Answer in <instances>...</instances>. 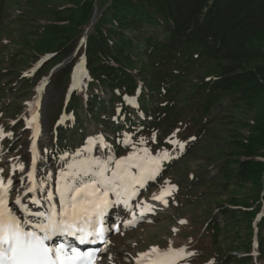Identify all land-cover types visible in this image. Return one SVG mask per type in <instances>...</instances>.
I'll list each match as a JSON object with an SVG mask.
<instances>
[{"label":"trees","instance_id":"obj_1","mask_svg":"<svg viewBox=\"0 0 264 264\" xmlns=\"http://www.w3.org/2000/svg\"><path fill=\"white\" fill-rule=\"evenodd\" d=\"M42 1L54 17L38 19L35 30L17 40L5 34L0 41L14 43L0 57L9 63L0 73V92L9 72L18 83L35 86L33 96L72 56L51 79L62 92L51 114L55 149L69 152L76 141L84 143L86 115L108 133L107 145L117 154L128 155L137 145L142 155L144 149L151 156L167 153L153 187L170 188L172 208L207 186H221L228 196L217 201L222 220L215 208L203 206L191 223L196 237L184 236L186 243L207 244L204 250L218 256L223 239L232 242L225 235L238 217L246 229L239 246L244 257L225 254L218 261L249 264L256 242L264 264V110H253L264 94V0ZM5 2L0 32L8 22ZM24 48L36 59L22 66ZM237 110L254 112L250 120L232 119L228 114ZM187 251L184 264H216L209 254L186 257Z\"/></svg>","mask_w":264,"mask_h":264},{"label":"rangeland","instance_id":"obj_2","mask_svg":"<svg viewBox=\"0 0 264 264\" xmlns=\"http://www.w3.org/2000/svg\"><path fill=\"white\" fill-rule=\"evenodd\" d=\"M49 2H51L53 6L65 4L61 0H49ZM94 6V12H96L95 17H97V9L99 6L98 1L95 2ZM46 7L47 6H45L44 1L42 0H39V2H36V0H33V2L25 0H6L4 9L8 22L4 24L2 31L0 32V41L5 34L12 36V40L13 38L17 40L25 33L33 32L36 28V21H38V19L43 22L44 20L42 17L52 16V13H50ZM95 21L91 22L89 28L94 24ZM89 28L85 30L84 37L87 36ZM82 41L80 43H82ZM13 48L14 43L11 41V38L7 43L0 44V57L5 55L4 53H6V51L9 49L12 50ZM21 56L24 60V63L21 64L22 66H24L26 63H31V61L36 59V56L34 54H30L26 48L23 49ZM71 58L72 56L68 57L56 67H54L51 70L50 75L47 76L46 82L36 88V92L33 96L32 93L35 90V86L29 88V84H27L26 81L18 83L17 80H15V73L11 74L6 72V76H3L4 78L2 77L3 81L7 83L3 86L4 90L0 92V99L2 102L0 110V128H3L5 133H11V136L5 135L3 138H0V168L3 169L2 175L7 178L9 177L10 173H12L13 165L18 163L25 164V171L23 173L17 171L15 175L12 176L14 187L18 189L22 188V181L25 179L30 168L32 167L29 163H31V152L33 149L31 152L30 150L31 142L34 137L33 130L35 128L33 126L29 127V122L36 113L34 102L40 93L43 95V99H41L40 102L41 105L39 111L40 116L43 118V120L39 121L42 132L39 139H36L35 150L40 152L43 158L42 160H38L37 168H32V170L35 171L37 182L49 183L50 187L47 189V191H51V187H53V190L55 191L57 187V181L60 179V172L63 168H67L65 158H67L68 163H71L73 160L84 159V156L77 157L76 154L78 152L88 154L87 150L91 147L88 143L89 138L95 137L98 141L102 134L105 136L108 135V133L101 126H96L93 121L88 120L89 117L83 115V122L85 126L82 128V130L84 133L85 142L82 144L80 143V140L76 141L74 145L77 147L70 153L59 152V155L57 153L61 161L55 162V158L57 156L52 152L53 143L51 140L50 130L51 114L58 107L62 92L61 89H58L57 86L55 87L52 84L51 79L52 75H54L57 69L65 63L68 64ZM260 63H264V60H261ZM7 67H9L8 62L0 61V73L5 71ZM4 74L5 73L3 72V75ZM38 90L39 93H37ZM257 97V103L254 105L253 108L255 109L253 110H257L259 108L260 110H264V94L258 95ZM29 110H33L34 113L29 115ZM253 110L249 111V114H247L248 112H241L238 110L236 112L231 111L228 115H230V117L234 115L238 118L246 117L247 120H250L254 112ZM231 118L233 119V117ZM232 125L233 124H229V126L233 127ZM239 129L242 132H246L245 126L241 125ZM134 151L142 155L141 148L138 147V145ZM91 155L105 158L109 155L115 154L108 147H100V145L97 143L96 150H94ZM121 157L126 156L122 155L116 158L119 159ZM187 161L188 164L192 166V168H195L196 163L194 161ZM114 166V164L110 165L112 168H114ZM47 167H49V169ZM132 171L136 172V169H132ZM53 176L55 177V183H50V178ZM45 188H47L46 184ZM137 190L139 195L131 200V211L120 205L115 208L114 212L111 213V225L118 224L119 231H116L110 227L112 228V231L108 235V240L110 242L101 246V248L107 246V251L100 253L102 259L98 261V264H132L135 257L139 256L141 253H146L154 247H160L162 250H166V247L172 245L174 246V249H180L178 246H181V244L184 243L186 244L184 247L185 250H188L186 257H190V253H194V255L192 254V257L198 253L209 254L211 255V262L216 264L224 263L223 260L218 261V258L220 256L222 259V257H224L223 255L225 254L226 256L229 254H236L238 257H244L243 251L239 250V246L241 241L244 239L246 231V229L243 227L244 222L241 218L235 217V219H233V223H235V225H232L225 235L227 239H231L232 242H228L227 240L224 242V238L221 245L222 250L221 252H218V256L215 253V250H204L209 249L207 248L208 246H206L207 244H204L203 246L201 244L202 247H199L198 245L196 248H194L192 244L190 245V243H186V237H184L187 235H191L194 238L196 237V229L194 231L191 230L193 227L191 223L197 221L196 219L198 218V214L203 211V206L204 208L209 206H211L213 209L215 208L216 216L219 220H222L223 216L221 210L218 209L219 205L217 206V201L219 199H227L228 196L222 191L221 186H207L203 191L200 190L192 192L189 200H185L173 208L169 206L167 207L164 203L161 205L158 200L153 199L154 195H161L162 193L153 192L142 196L143 194L140 192L142 190L139 188V186H137ZM42 194L43 192L39 193L40 196ZM114 198L115 197L112 196V199ZM165 199L168 201L167 196ZM148 205L153 206L152 211L146 210ZM38 208H40L41 211L44 210L43 207ZM142 211L144 214L141 217L140 214ZM132 212L136 214V219L138 222L135 223L134 226H125L126 221L133 219ZM202 218L203 217H199V220H202ZM254 254V259H252L249 264H259L257 260V251L254 250ZM108 257H110V259H108ZM178 263L184 264L185 261L178 260Z\"/></svg>","mask_w":264,"mask_h":264},{"label":"snow or ice","instance_id":"obj_3","mask_svg":"<svg viewBox=\"0 0 264 264\" xmlns=\"http://www.w3.org/2000/svg\"><path fill=\"white\" fill-rule=\"evenodd\" d=\"M33 124V135L40 136L38 114L33 116L29 127ZM5 135L11 136V133H5L0 128V138ZM88 143L91 146L88 154H76L77 157L84 156V159L68 163L65 158L67 168L60 172L55 192L45 188L43 197L39 195L40 183L33 179L32 172L28 173V182L22 188L14 187L12 176L17 171H25L24 163L13 165L12 173L7 178L0 168V264H98L102 259L100 253L107 249H85L82 246L109 243L107 233L111 228L104 226L108 210L123 205L131 211L129 203L139 195L137 186L144 188L147 181L159 176L161 161L170 159L167 153L151 156L147 149L143 150V155L134 152L119 159L114 155L100 158L91 153L96 150L97 143L100 147H108L103 135L98 141L90 137ZM35 148L34 144L31 156L33 169L43 158ZM112 164L114 168L110 167ZM132 169H136V172ZM29 193L33 194L31 204L43 207V211L34 212L29 207L25 199ZM165 194L170 196L171 191L165 190L161 195H154L153 199L162 200L167 205ZM111 196L115 198L111 199ZM10 201L23 213L22 216L10 206ZM146 210L152 211L153 206L148 205ZM143 214L142 211L141 217ZM132 216L133 219L126 221L125 226H134L138 222L134 212ZM112 227L119 231L118 224ZM185 251V248L160 250L154 247L149 252L141 253L137 264H178V260L184 258Z\"/></svg>","mask_w":264,"mask_h":264},{"label":"bare ground","instance_id":"obj_4","mask_svg":"<svg viewBox=\"0 0 264 264\" xmlns=\"http://www.w3.org/2000/svg\"><path fill=\"white\" fill-rule=\"evenodd\" d=\"M21 181H22V180H21ZM27 181H28V178L25 177V179L22 181V186H21V187H23V184L26 183ZM36 181H37V180H36ZM45 184H46V186H47L46 189H49V187H50L49 183H46V182H44V183H43V182H40V187H41V191H40V192H44V190H45ZM17 189H18V188H17ZM32 195H33V194H30V193L28 194V196L25 198V199H26V202L29 204V207H30L34 212H39V211H41L40 208H38L36 205L31 204V196H32ZM40 197H43V194H42ZM10 206L14 207V210L17 211V214H18V215H20V216L23 215V213H22L19 209H16L15 206L11 204V201H10Z\"/></svg>","mask_w":264,"mask_h":264},{"label":"water","instance_id":"obj_5","mask_svg":"<svg viewBox=\"0 0 264 264\" xmlns=\"http://www.w3.org/2000/svg\"><path fill=\"white\" fill-rule=\"evenodd\" d=\"M95 15H96V12H94V16H93V20H92V22L95 21V19H96ZM94 18H95V19H94Z\"/></svg>","mask_w":264,"mask_h":264}]
</instances>
